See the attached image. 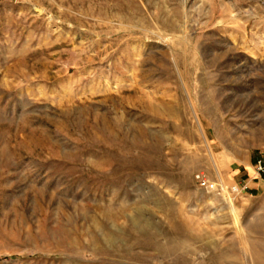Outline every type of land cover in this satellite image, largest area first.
<instances>
[{"label": "rangeland", "instance_id": "rangeland-1", "mask_svg": "<svg viewBox=\"0 0 264 264\" xmlns=\"http://www.w3.org/2000/svg\"><path fill=\"white\" fill-rule=\"evenodd\" d=\"M258 163L264 0H0V264H264Z\"/></svg>", "mask_w": 264, "mask_h": 264}, {"label": "built area", "instance_id": "built-area-1", "mask_svg": "<svg viewBox=\"0 0 264 264\" xmlns=\"http://www.w3.org/2000/svg\"><path fill=\"white\" fill-rule=\"evenodd\" d=\"M257 175H262L264 173V169L263 167H261L260 163H258L257 165V169H256ZM195 181L198 184L199 187L205 189L206 191H210V192H218V187L215 183H211L207 176L202 173L199 172L195 175Z\"/></svg>", "mask_w": 264, "mask_h": 264}, {"label": "crops", "instance_id": "crops-1", "mask_svg": "<svg viewBox=\"0 0 264 264\" xmlns=\"http://www.w3.org/2000/svg\"><path fill=\"white\" fill-rule=\"evenodd\" d=\"M254 178H255L254 175H252V176H250V178H249L248 180L244 181V183H246V184H245V187L248 188L247 181H248V183L251 184V186L255 185L256 183L252 182ZM258 182H259V181H258Z\"/></svg>", "mask_w": 264, "mask_h": 264}, {"label": "bare ground", "instance_id": "bare-ground-1", "mask_svg": "<svg viewBox=\"0 0 264 264\" xmlns=\"http://www.w3.org/2000/svg\"><path fill=\"white\" fill-rule=\"evenodd\" d=\"M181 246V245H180Z\"/></svg>", "mask_w": 264, "mask_h": 264}]
</instances>
